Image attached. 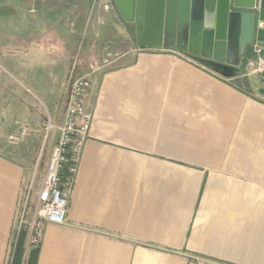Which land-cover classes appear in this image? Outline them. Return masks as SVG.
<instances>
[{"label":"crops","instance_id":"1","mask_svg":"<svg viewBox=\"0 0 264 264\" xmlns=\"http://www.w3.org/2000/svg\"><path fill=\"white\" fill-rule=\"evenodd\" d=\"M85 3L83 23L8 22L16 32L0 36V264L14 244L38 133L44 118L62 122L70 76L87 77L93 119L67 224L45 226L37 264H264V85L188 57L200 55L192 33L187 44L141 48L144 0L131 21L113 1ZM76 4L55 13L76 14ZM43 27L56 39L42 41ZM114 32L123 38L116 51L100 59L90 41L76 56L77 35ZM23 126L26 138L10 146L7 136ZM57 137L53 129L46 159Z\"/></svg>","mask_w":264,"mask_h":264},{"label":"water","instance_id":"2","mask_svg":"<svg viewBox=\"0 0 264 264\" xmlns=\"http://www.w3.org/2000/svg\"><path fill=\"white\" fill-rule=\"evenodd\" d=\"M126 21L134 19L135 0H113ZM199 40L194 61L225 77L242 75L254 44L264 48V0H144L141 48Z\"/></svg>","mask_w":264,"mask_h":264},{"label":"built area","instance_id":"3","mask_svg":"<svg viewBox=\"0 0 264 264\" xmlns=\"http://www.w3.org/2000/svg\"><path fill=\"white\" fill-rule=\"evenodd\" d=\"M263 46L254 44L252 53L244 63L243 76H255L264 85ZM0 69H2L0 63ZM90 83L86 76H70L65 88L64 114L59 125L47 122L44 140L50 129H57L58 137L46 160L44 173L36 188V196L30 218H27L32 180L22 200L14 235V243L21 229L27 231V248H38L47 224H67L66 211L78 163L88 137L93 113L86 107L87 89ZM28 134L27 126L7 136V142L17 145ZM14 246V244H13ZM13 246L7 264L11 263Z\"/></svg>","mask_w":264,"mask_h":264},{"label":"rangeland","instance_id":"4","mask_svg":"<svg viewBox=\"0 0 264 264\" xmlns=\"http://www.w3.org/2000/svg\"><path fill=\"white\" fill-rule=\"evenodd\" d=\"M64 1V2H63ZM69 2H74V0H68ZM81 1V2H80ZM113 0H110L109 5L111 6ZM80 3H78V0H75V4L77 3L79 8L76 10L78 13L76 14H56L55 13V8L59 7L61 3H67V0H0V36L6 37V33L9 35L13 32H16V30L11 31L5 24L8 22H13L17 28H19V25L29 22V23H36L37 21L40 23H45V22H62L65 24H69L71 22H76V24L83 23L85 21V14L84 8L80 7H86L85 0H79ZM114 2V1H113ZM76 4V6H77ZM67 5V4H66ZM112 5L115 6V3ZM116 7V6H115ZM54 12V13H53ZM40 27V26H39ZM41 28V27H40ZM45 27L42 29H38L39 31H36L38 33V36H40V39L42 41H45V39L51 38V39H56V35L53 32H47L44 30ZM128 31H124V44L123 46L127 45L129 39L128 34L126 33ZM19 32H17L18 34ZM118 32H114L113 35H102L99 36L97 33H92V36L89 37L88 34L76 36V40H78L79 43V48L77 50L76 56L79 57V49H83L84 47H87L89 42L91 41L92 44H94L93 52L98 53L100 56V59L103 56H107L108 53L116 51L115 48L119 49V44H121V34ZM41 34H43L41 36ZM120 37V39H119ZM183 49V47H181ZM11 75V74H10ZM13 77V75H11ZM14 81L23 89L26 90L30 99L32 100L33 104L37 106L38 108H41L45 112V108L37 94L35 93L34 89L31 87H28L27 85L21 83L17 78L13 77ZM255 78H253L254 80ZM44 121L46 122L44 126H42L43 131H40L38 133L41 134L42 132V137L40 135L41 144L40 148L36 150V156L34 159H32V164L27 167V182L26 184L30 183L32 180V189H31V195H30V204H29V211L27 214V217L31 216L32 210H33V203L35 200V196L32 197L36 191L37 186L40 183V180L42 178V175L44 173V167L46 163V155H45V146L47 145V140H44V133H45V125L47 124V119L44 118ZM41 128V127H40ZM53 129H50L49 134ZM44 140V142H43ZM23 142V140L21 141ZM21 142H19L17 145H19ZM9 144V143H8ZM10 145V144H9ZM14 145V146H17ZM11 146V145H10ZM33 151L30 152L32 154Z\"/></svg>","mask_w":264,"mask_h":264},{"label":"trees","instance_id":"5","mask_svg":"<svg viewBox=\"0 0 264 264\" xmlns=\"http://www.w3.org/2000/svg\"><path fill=\"white\" fill-rule=\"evenodd\" d=\"M27 231L21 229L13 246L10 264H37L38 248H27Z\"/></svg>","mask_w":264,"mask_h":264}]
</instances>
